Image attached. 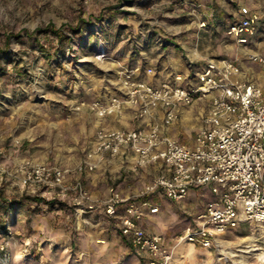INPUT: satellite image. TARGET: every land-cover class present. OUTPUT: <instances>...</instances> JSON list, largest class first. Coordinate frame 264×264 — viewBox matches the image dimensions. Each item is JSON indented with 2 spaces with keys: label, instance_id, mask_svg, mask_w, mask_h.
I'll list each match as a JSON object with an SVG mask.
<instances>
[{
  "label": "rangeland",
  "instance_id": "rangeland-1",
  "mask_svg": "<svg viewBox=\"0 0 264 264\" xmlns=\"http://www.w3.org/2000/svg\"><path fill=\"white\" fill-rule=\"evenodd\" d=\"M211 1L216 0H0V162L8 170L0 174V264H141L115 219L105 222L95 214L84 223L69 194L23 187L12 170L27 159L76 164L97 121L86 106H76L122 93L124 71L159 84L209 58L235 56L224 26L246 3L218 0L223 12L211 16ZM255 10L264 11V0ZM209 18L222 23L199 26ZM47 24L62 26V42L36 32ZM207 105L185 107L171 132L192 140ZM136 172L125 170L139 194L155 172ZM200 190L179 202L157 200L164 214L151 219V227L172 240L207 202ZM172 263L264 264V223L240 225L213 249L181 243Z\"/></svg>",
  "mask_w": 264,
  "mask_h": 264
},
{
  "label": "built area",
  "instance_id": "built-area-1",
  "mask_svg": "<svg viewBox=\"0 0 264 264\" xmlns=\"http://www.w3.org/2000/svg\"><path fill=\"white\" fill-rule=\"evenodd\" d=\"M260 22L257 12L240 5L237 18L226 25L225 34L247 48L248 61L264 66V47L256 48ZM206 25V20L200 21V27ZM190 70L159 84L138 78L132 70L124 71L120 78L122 93L105 101L81 102L76 110L86 106L102 119L121 114L130 106L133 120L139 122L137 127L98 126L73 167L27 159L13 168L14 175L23 187H42L60 196L69 194L83 219L97 209L116 218L120 234L142 264H173L175 248L181 243L213 249L219 247L223 235L240 225L264 223V88L242 77L238 62L225 57L209 58L200 66H190ZM202 100H209V107L192 143L168 134V128L179 119L180 107ZM157 109L162 117L154 120ZM126 150L134 156V170L160 165V173L135 197H120L113 189L107 198L94 197L78 176L97 170L107 155L121 156ZM3 173L8 170L0 162ZM200 189L209 192V201L195 214L192 224L184 226L172 240L160 233H148L141 225L146 213L159 212V206L151 201L157 191L179 202L189 191Z\"/></svg>",
  "mask_w": 264,
  "mask_h": 264
},
{
  "label": "crops",
  "instance_id": "crops-1",
  "mask_svg": "<svg viewBox=\"0 0 264 264\" xmlns=\"http://www.w3.org/2000/svg\"><path fill=\"white\" fill-rule=\"evenodd\" d=\"M242 1L244 3H246V5L249 6V8L252 11L259 13V15L261 16V22H260V26H259V31H260L259 35L260 36L258 38V41H259L258 42V46L256 47L257 49H261L262 47H264V11L255 10L256 7H258V5H259V0H242ZM211 5L212 6H208V11H210V13L212 15H213V12H217V14H219V15L223 12V1L222 2H218V0H216L215 2L211 1ZM235 13L236 14H232V15H235L234 17L237 18L238 10ZM217 14H216V16H217ZM235 19H233V20H235ZM218 22L222 23V19H216L214 21L213 18H209L207 20L208 26L209 25L212 26L213 24H216V23L218 25H220ZM227 24H225L224 27H226ZM224 33H225V31H224ZM231 41L233 43L232 44L233 45L232 46V51H233V53H235V56L225 57V58L236 60L238 62V64H239V66H240L242 77H245V78L247 77V78H249L251 80H254L262 88H264V66H261L260 64H256V63L248 61L245 58V52H246L247 48L238 45L232 38H231ZM239 57H240V59H239ZM218 58H223V57H218ZM204 101H206V100L197 101L194 104L203 103ZM207 101H208V105H207V109H208L209 100H207ZM185 107H188V106H181L180 107L179 119L181 118L182 111H183V109ZM133 112H134V109L132 107H130V106H127L121 114H116V115H112V116H106L105 118L97 119L96 124H95V131H94V134H93V138H94V135H95V132H96V129L98 128V126H104V127L108 128V129H121V128L131 129V128L137 127L139 125V122H135L133 120ZM205 112H202L200 114V125H201L202 116L204 115ZM161 117H162V112L159 109H157V112H156V114H155L153 119L154 120H159ZM151 120H152V118H151ZM176 122H174L168 128V134H170L172 137H175L176 139H178L174 135L176 133H172L171 132V128H172V126L174 124H176ZM200 125H198L197 129L199 128ZM197 129H196V131H197ZM93 138L89 140L87 148L89 147V145L92 142ZM179 141H181V140H179ZM192 141H193V139L189 140V141H185V142L181 141V142L186 143V144H191ZM83 155H84V153H83ZM82 156H81V158H82ZM79 160L76 162V164L79 162ZM133 163H134L133 154L130 151L126 150L125 154L121 155V156L110 157V156L107 155L105 160L101 163L100 167L97 170H95L93 172H87V173L81 174L78 177H80L82 179V181L85 184V186L92 193V195L94 197H96V198H107V197H109L110 194H111V192H110L111 189H113V193L119 195L120 197H133V196L135 197L136 194L139 191L138 187L135 186V184H128L130 182V180L127 181V176L125 174V170L128 169V170H131V171L137 173L136 171L138 169H144V168L153 169L155 173L153 174L152 178L146 184H144V187H145L148 183L151 182V180L153 179V177L156 174L160 173L161 166L160 165H152V166H149V167H141V168H138L137 170H134L132 168ZM76 164H74V165H76ZM73 166H71V167H73ZM74 176H70V178H72ZM200 191H204L205 194H200L199 197L201 198V196L202 197L204 196L205 198H207V202H208L210 197H211L209 192L206 189H203V190H200ZM192 192H193V194L194 193H198L199 190H192ZM64 196H67V195H64ZM163 198H165L163 193L161 191H157L156 193H154L151 196V201L154 204H157L159 206L157 200H159V201L161 199L164 200ZM165 199H167V198H165ZM199 200H201V199H199ZM166 206L167 207L170 206L167 203V201H166ZM121 211H122V208H120V212ZM163 212H164V210L161 211L160 206H159V212L158 213H156V214L146 213L144 215L143 220L141 222V225L144 227V229L148 233H160V234H163V235L166 236L165 233H161L160 231H158L157 227H154V228L151 227V223L149 222V221H151V219H158V216L160 214L161 215L164 214ZM95 214L100 216V218L104 219L105 222L107 221V219L108 220L109 219H115V221H116V225L115 226L118 228V220L116 218H113L112 216L105 215L103 210H101V209H97V210H95V211H93L91 213H88L87 216H86V219L85 220L83 219L82 221L84 223H90L93 220V217H94ZM166 238H167V236H166ZM138 260L140 261L139 257H138ZM140 263H141V261H140Z\"/></svg>",
  "mask_w": 264,
  "mask_h": 264
},
{
  "label": "trees",
  "instance_id": "trees-1",
  "mask_svg": "<svg viewBox=\"0 0 264 264\" xmlns=\"http://www.w3.org/2000/svg\"><path fill=\"white\" fill-rule=\"evenodd\" d=\"M62 26L60 27H55L53 24H47L46 26H44L43 28H36V32H40V33H44V34H51L53 36H55L59 41H63L64 40V36L62 35ZM70 30H72L73 32L77 31V27H69ZM23 199L32 201V202H45L46 204H52L53 201L50 200H45V198L39 197V196H32V197H25Z\"/></svg>",
  "mask_w": 264,
  "mask_h": 264
},
{
  "label": "bare ground",
  "instance_id": "bare-ground-1",
  "mask_svg": "<svg viewBox=\"0 0 264 264\" xmlns=\"http://www.w3.org/2000/svg\"><path fill=\"white\" fill-rule=\"evenodd\" d=\"M3 264H7L5 261L2 262Z\"/></svg>",
  "mask_w": 264,
  "mask_h": 264
}]
</instances>
